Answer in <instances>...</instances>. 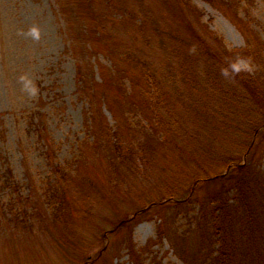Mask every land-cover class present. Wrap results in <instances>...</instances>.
<instances>
[{
    "label": "rangeland",
    "instance_id": "rangeland-1",
    "mask_svg": "<svg viewBox=\"0 0 264 264\" xmlns=\"http://www.w3.org/2000/svg\"><path fill=\"white\" fill-rule=\"evenodd\" d=\"M108 1L0 0V264H132L131 244L141 254V264H192V257L185 256H194L201 232L208 231L200 225L211 216L204 196L214 191V184L193 185L197 161L163 143L154 128L144 68L139 61L122 59L138 34V56L163 81L179 113L178 124H189L182 103L186 88L167 79L171 71L180 73L173 68L176 55L172 45L159 42L162 29L171 32L176 25L160 0H127L124 8L135 12V20L125 24L115 10L121 9L109 7ZM192 1L205 12L200 23L190 17L192 25L201 33L207 29L210 40L216 32L233 49L244 47L248 34L264 44V0H243L240 19L223 4L216 9L206 0ZM139 19L146 26L143 33L134 29ZM238 20L247 22L245 32ZM194 60L207 69V56ZM238 64L249 67L251 62L241 57ZM165 106L158 109L163 112ZM89 108L95 120L92 132L86 125ZM34 112L41 114L40 135L30 125ZM115 123L138 157L147 154L149 161L120 164L110 144L98 147L101 127ZM41 136L72 176V183L60 180L65 212H54L46 200L50 166ZM165 170L173 178H163ZM193 186L192 196L186 197ZM170 187L179 188L184 200L162 198L151 204L154 195L164 196Z\"/></svg>",
    "mask_w": 264,
    "mask_h": 264
},
{
    "label": "trees",
    "instance_id": "trees-1",
    "mask_svg": "<svg viewBox=\"0 0 264 264\" xmlns=\"http://www.w3.org/2000/svg\"><path fill=\"white\" fill-rule=\"evenodd\" d=\"M126 1H108L109 7L121 9V12L115 10L123 19L122 24L127 19H132V23L135 20V12L124 8ZM206 1L216 9L223 4L234 14V18L240 19L239 10L243 0ZM160 2L167 5L171 21L176 25L171 32L163 29L160 32L159 42L162 47L172 45L177 58L173 68L180 72L171 71L172 76H167V79L181 81L186 88V100H182V103H185L183 111L187 113L186 122L189 124H178L179 113L176 114V107L169 101L170 94L163 81L148 61L138 56L137 50H142L138 34L133 35L135 39L132 44L126 45L122 59L132 64L139 61L144 68L143 81L149 91L152 89L150 97L155 107L154 128L161 133L163 143L179 150V154L187 157L188 161H197L199 172L192 180L193 185L214 184V191L204 196L206 200L208 197L211 216L204 218L200 225L201 231H208L201 232L200 247L194 251V256L187 254L185 258L192 257V264H264V44L259 38L247 34L244 47L230 49L218 33L214 32L210 40L204 34L207 29L201 33L192 25L190 17L200 23L205 15L204 10L192 0ZM146 5L141 4L147 8L149 5ZM159 16L164 17L165 13L160 12ZM249 16L250 10H247L245 18L250 25ZM157 17L156 12L151 15L152 20L156 21ZM138 21L139 25H134V29L143 33L146 26L142 19ZM246 21L239 22L244 32L248 28ZM146 40L148 45L151 40ZM201 54L207 56L205 71L194 60ZM241 57L249 59V67L238 64ZM86 84L84 77H81V89ZM164 104L166 106L162 112L158 108ZM90 110L86 112V125L92 132L95 120ZM40 116L34 112L29 117L31 127L37 128L39 135L43 127ZM41 139L43 153L50 166L48 179L51 186L45 189L46 200L53 203L54 212H65L63 205L67 201L60 180L62 178L72 183V176L55 156L54 148L42 136ZM95 141L98 147L110 144L120 164L130 162L136 166L137 159H143L145 163L149 161L147 154L138 157L118 123L102 126ZM202 156L208 157L204 158L203 163ZM120 164L113 165L114 170ZM168 173L165 170L163 178H173ZM195 186L186 197L192 196ZM178 191L179 188H167L162 193L164 196L159 195L161 198H158V194L154 195L151 204L161 203L162 198L166 201L184 200L179 199L182 192ZM182 195L185 196L184 193ZM134 246L131 244L129 248L131 262L141 264L143 258Z\"/></svg>",
    "mask_w": 264,
    "mask_h": 264
}]
</instances>
